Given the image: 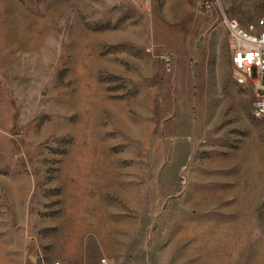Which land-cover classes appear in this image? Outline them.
<instances>
[{
  "label": "rangeland",
  "instance_id": "rangeland-1",
  "mask_svg": "<svg viewBox=\"0 0 264 264\" xmlns=\"http://www.w3.org/2000/svg\"><path fill=\"white\" fill-rule=\"evenodd\" d=\"M223 12L264 0H0V264H264V86Z\"/></svg>",
  "mask_w": 264,
  "mask_h": 264
},
{
  "label": "built area",
  "instance_id": "built-area-1",
  "mask_svg": "<svg viewBox=\"0 0 264 264\" xmlns=\"http://www.w3.org/2000/svg\"><path fill=\"white\" fill-rule=\"evenodd\" d=\"M221 23L227 31L230 58L234 68L246 76L258 74L264 86V15L258 16L253 22L243 24L239 19L223 12ZM253 106L255 114L264 118V89ZM49 264L79 263L74 259L54 258Z\"/></svg>",
  "mask_w": 264,
  "mask_h": 264
}]
</instances>
